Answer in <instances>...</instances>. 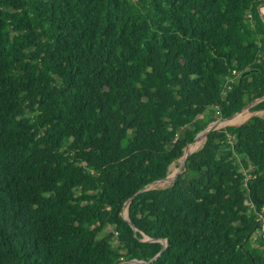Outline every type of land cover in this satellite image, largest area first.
<instances>
[{
  "label": "trees",
  "instance_id": "1",
  "mask_svg": "<svg viewBox=\"0 0 264 264\" xmlns=\"http://www.w3.org/2000/svg\"><path fill=\"white\" fill-rule=\"evenodd\" d=\"M262 4L0 0V264H264Z\"/></svg>",
  "mask_w": 264,
  "mask_h": 264
},
{
  "label": "rangeland",
  "instance_id": "2",
  "mask_svg": "<svg viewBox=\"0 0 264 264\" xmlns=\"http://www.w3.org/2000/svg\"><path fill=\"white\" fill-rule=\"evenodd\" d=\"M259 101L255 102V103H252L251 105L245 107L239 114L235 115L233 118H236V117H240V119L238 120L237 123H234V122H229V123H225L226 121H229V120H232L233 118H229L227 120H222L220 118H216L217 120L212 123L210 125V127H218L219 129H222V128H225V127H228V126H241L242 124H244L245 122H247L248 120H250L251 118L255 117V116H262L264 117V110L263 111H258V112H253L252 110V107L258 103ZM217 115V113H216ZM190 123L189 122H186V123H182L181 124V129L183 130L185 127H187ZM206 131H203L201 134H199L197 136V139L191 143V144H188L185 149H184V157L178 161L177 164H174L171 166L170 168V173L168 175V177L162 181H158L156 182L154 185H152L151 187V190L153 189H165V188H168L169 186H171L176 177L179 176L182 171L184 170V162H185V152L186 150L190 149L192 146H195L196 145V142L198 141L199 137L205 132L206 134ZM206 142V139L204 141V143L200 146V147H197L194 152H192L190 155H192L193 153L199 151L203 145L205 144ZM126 208V207H125ZM128 211V209H127ZM127 216V213H126V210L124 209L123 211V217H126ZM263 235H264V232H263ZM105 237L108 241H110L115 247L119 248L121 251L122 250V245L118 242V238H117V234H116V231L114 228L112 227H108L105 231ZM144 239L147 241V238L144 237ZM124 254H126L124 252Z\"/></svg>",
  "mask_w": 264,
  "mask_h": 264
},
{
  "label": "water",
  "instance_id": "3",
  "mask_svg": "<svg viewBox=\"0 0 264 264\" xmlns=\"http://www.w3.org/2000/svg\"><path fill=\"white\" fill-rule=\"evenodd\" d=\"M264 7V4H262L259 8H258V11H259V13H260V16H261V18H262V20H263V22H264V17H263V15L261 14V8H263ZM246 74H248V73H246ZM264 100V98L262 99V100H260V101H263ZM232 118V117H231ZM227 120V119H226ZM207 131H206V140H207V137H208V135H209V133L210 132H213V131H217V130H220L218 127H208L207 129H206ZM196 139H197V137H196ZM195 139V140H196ZM194 140V141H195ZM183 157H184V155H183ZM188 159V158H187ZM187 159H185V162H184V170H185V166H186V161H187ZM184 170L182 171V173L184 172ZM178 178V176L176 177V179ZM175 179V180H176ZM156 183V182H155ZM155 183H153V184H151V185H149V186H147L145 189H143L142 191H140L139 193H142V192H145V191H149V190H151V187H152V185H154ZM129 204H130V201H129V203L126 205V206H129ZM124 219L126 220V221H128V222H130V218H129V214H128V211H127V216L126 217H124ZM151 241V240H150ZM165 249H166V247H165ZM165 249L163 250V252H162V254L165 252ZM161 254V255H162ZM160 255V256H161ZM131 263H133V264H144L143 262H131Z\"/></svg>",
  "mask_w": 264,
  "mask_h": 264
},
{
  "label": "bare ground",
  "instance_id": "4",
  "mask_svg": "<svg viewBox=\"0 0 264 264\" xmlns=\"http://www.w3.org/2000/svg\"><path fill=\"white\" fill-rule=\"evenodd\" d=\"M261 14H262L263 17H264V7L261 8ZM232 118H233V117H232ZM239 119H240V117L238 116V117H236V118H233L232 120L226 121L225 123H229V122L237 123ZM205 138H206V134H205V132H204V133L199 137L198 141L196 142V145H195V146H192L190 149L186 150V152H185V159H187V158L190 156V154H191L192 152H194V150H195L197 147H200V146L204 143ZM126 213H127V209H126Z\"/></svg>",
  "mask_w": 264,
  "mask_h": 264
},
{
  "label": "built area",
  "instance_id": "5",
  "mask_svg": "<svg viewBox=\"0 0 264 264\" xmlns=\"http://www.w3.org/2000/svg\"><path fill=\"white\" fill-rule=\"evenodd\" d=\"M263 228H264V226H263ZM263 232H264V229H263Z\"/></svg>",
  "mask_w": 264,
  "mask_h": 264
}]
</instances>
